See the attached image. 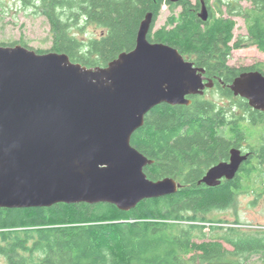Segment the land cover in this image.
I'll use <instances>...</instances> for the list:
<instances>
[{
	"label": "trees",
	"instance_id": "trees-1",
	"mask_svg": "<svg viewBox=\"0 0 264 264\" xmlns=\"http://www.w3.org/2000/svg\"><path fill=\"white\" fill-rule=\"evenodd\" d=\"M203 2L209 8L219 4L220 10H211L203 20L191 0H41L53 46L36 51L63 52L90 68L105 67L135 47L140 23L152 12L151 41L198 54L199 66L221 72L226 83L232 82L243 70L225 67L234 49L253 45L264 52V0ZM166 3L172 14L154 31ZM235 17L243 18L247 28V34L238 38ZM83 24L104 32L81 40L72 29ZM232 40L235 43L229 46ZM220 43L225 58L209 61L211 55L222 53ZM260 71L264 72L262 67ZM219 89L233 95L227 88ZM190 98V105L154 107L132 136V145L153 160L145 167L147 176L175 178L181 183L178 192L144 199L129 211L106 202L0 207L4 264H264V227L245 228L239 219L231 223L207 216L232 207L243 193H264V113L241 97H231L230 107L199 95ZM233 148L248 152L237 175L215 187L200 183ZM259 183L263 186L258 188Z\"/></svg>",
	"mask_w": 264,
	"mask_h": 264
},
{
	"label": "water",
	"instance_id": "water-1",
	"mask_svg": "<svg viewBox=\"0 0 264 264\" xmlns=\"http://www.w3.org/2000/svg\"><path fill=\"white\" fill-rule=\"evenodd\" d=\"M203 8L200 17L208 19ZM154 14L141 21L136 45L105 67L90 68L67 53H39L0 44V207L106 202L129 211L139 202L179 191L173 177L150 179L153 163L132 136L154 107L190 105L206 87L204 68L180 51L149 39ZM264 111V73L247 71L230 86ZM231 149L200 183L233 179L247 160Z\"/></svg>",
	"mask_w": 264,
	"mask_h": 264
},
{
	"label": "rangeland",
	"instance_id": "rangeland-1",
	"mask_svg": "<svg viewBox=\"0 0 264 264\" xmlns=\"http://www.w3.org/2000/svg\"><path fill=\"white\" fill-rule=\"evenodd\" d=\"M195 1L191 0L192 3ZM243 4L247 7L251 6L250 1H244ZM40 7L41 3L33 0H0V44L11 46L22 44L35 50H51L53 46L51 24L49 19L41 13ZM180 10V7L176 9L177 12ZM171 14L172 11L168 4H165L155 23L154 31L165 26ZM235 19L237 21L234 30L235 37L246 35L244 19L241 17H235ZM103 32V28L94 24H83L81 28L72 29V33L81 40L100 36ZM229 64L235 67L260 64L264 70V52L253 45L234 49L231 52ZM206 97L220 105L229 106L231 104L229 101L223 100L215 90H209ZM262 186L261 183L257 184L258 188ZM207 216L228 219L231 223L239 219L245 224V228L264 227V193L260 196L255 192L243 193L236 198L232 207L222 211H213ZM4 263L5 258L0 254V264Z\"/></svg>",
	"mask_w": 264,
	"mask_h": 264
},
{
	"label": "flooded vegetation",
	"instance_id": "flooded-vegetation-1",
	"mask_svg": "<svg viewBox=\"0 0 264 264\" xmlns=\"http://www.w3.org/2000/svg\"><path fill=\"white\" fill-rule=\"evenodd\" d=\"M34 2H39V3H41V0H33ZM172 3H180V2H182V0H170ZM199 3V0H196L195 1V5L196 6H198L197 8L198 9H200V11L198 12L199 13V15H200V12L202 11V9L203 8H206V10L208 11V14H210L211 13V10H213V9H219L220 10V7H219V4H215L214 2V5L213 4H211L210 5V8H209V6L207 5V3L205 2H203V0H201V2H200V5L198 4ZM36 4V3H35ZM166 4H168V3H166ZM168 6H169V4H168ZM181 7V6H180ZM169 8H170V10L172 11V9H171V7L169 6ZM225 11H226V9H224ZM218 11V10H217ZM210 12V13H209ZM221 12V11H220ZM224 16H226V17H231V15L229 14V13H226V14H224ZM156 23V22H155ZM155 28V27H154ZM153 29V28H152ZM246 30H247V28H246ZM234 43H235V41L234 40H232V41H230L229 42V46H233L234 45ZM219 46H221L222 47V53L221 54H219V53H217V54H213V55H211L210 56V59H209V61H212V62H216L217 60L218 61H221L223 58H225V54L224 53H226V49H225V46L224 45H222L221 43H220V45ZM257 47V46H256ZM258 48V47H257ZM259 50V49H258ZM181 53V52H180ZM183 56H184V58L187 60V61H190V62H193L194 63V65L196 66V67H199V68H204L205 69V73H204V76H203V78H204V83L205 84H211L212 86H210V87H206V89L204 90V93L202 94V95H199V96H202V97H205V98H207L206 97V95H207V93H208V91L209 90H215V91H218V93L220 94V96L223 98V100L225 99L227 102L229 101L231 104H232V102H233V98H231V97H241V96H238V95H235L234 94V92L232 91V89H231V85H232V83L234 82V80L232 81V82H229V83H226V81H225V79L223 78V75H221V72H219V73H210V70H208V68L207 67H204V66H199L198 64H197V62H196V60L198 59V54H196V53H194V52H190V53H188V52H183V53H181ZM231 56V55H230ZM230 56H228V58H227V60H226V66L225 67H227V66H229V67H233V68H237V69H239V70H241V69H243L237 76H239L241 73H243V72H247V71H256V70H259L260 71V68H261V65L260 64H253V65H247V66H244V67H235V66H233V65H231V64H229V58H230ZM204 60H206V59H204ZM225 69V68H224ZM264 73V72H263ZM236 76V77H237ZM235 77V78H236ZM234 78V79H235ZM222 88V89H225V88H227L228 90H229V92L231 93L232 92V96H226V95H224L221 91H220V89L219 88ZM193 96H196V95H193ZM242 98V97H241ZM244 99V98H243ZM246 100V99H245ZM231 104L229 105V107L231 106ZM259 111H261V112H263L264 113V111H262V110H259ZM242 151H243V153L244 154H246V153H248V152H246L244 149H241ZM230 158H231V151H230V156L228 157V159H225V160H222V161H220V162H229L230 161ZM220 162H218V163H220ZM217 163V164H218ZM216 165V164H215ZM232 180V179H231ZM231 180H229V179H226V178H223L222 179V182L223 181H231Z\"/></svg>",
	"mask_w": 264,
	"mask_h": 264
}]
</instances>
